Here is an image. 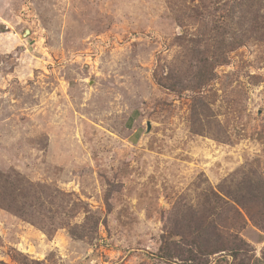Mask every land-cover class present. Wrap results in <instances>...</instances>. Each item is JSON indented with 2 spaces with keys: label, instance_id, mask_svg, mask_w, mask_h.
Instances as JSON below:
<instances>
[{
  "label": "rangeland",
  "instance_id": "374dc122",
  "mask_svg": "<svg viewBox=\"0 0 264 264\" xmlns=\"http://www.w3.org/2000/svg\"><path fill=\"white\" fill-rule=\"evenodd\" d=\"M0 264H264V0H0Z\"/></svg>",
  "mask_w": 264,
  "mask_h": 264
},
{
  "label": "trees",
  "instance_id": "16d2710c",
  "mask_svg": "<svg viewBox=\"0 0 264 264\" xmlns=\"http://www.w3.org/2000/svg\"><path fill=\"white\" fill-rule=\"evenodd\" d=\"M214 63L215 64H219V63H221L222 61H224L223 59L221 60L219 57L218 58H215L214 60ZM2 203V202H1ZM6 205V207H9L10 208V206L12 205L11 204V202H9V204L7 203V204H5ZM11 208H12V206H11Z\"/></svg>",
  "mask_w": 264,
  "mask_h": 264
},
{
  "label": "water",
  "instance_id": "95a60500",
  "mask_svg": "<svg viewBox=\"0 0 264 264\" xmlns=\"http://www.w3.org/2000/svg\"><path fill=\"white\" fill-rule=\"evenodd\" d=\"M147 128H149V124H147Z\"/></svg>",
  "mask_w": 264,
  "mask_h": 264
}]
</instances>
